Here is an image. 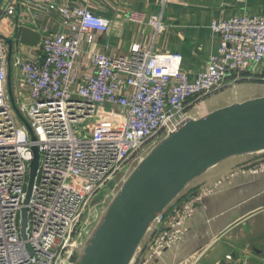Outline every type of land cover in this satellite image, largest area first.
<instances>
[{"label":"built area","instance_id":"obj_1","mask_svg":"<svg viewBox=\"0 0 264 264\" xmlns=\"http://www.w3.org/2000/svg\"><path fill=\"white\" fill-rule=\"evenodd\" d=\"M61 1V2H60ZM5 0L0 8V264H73L85 244L92 207L117 180L169 133L196 116L197 106L225 87L264 82V16L213 21L218 50L195 77L182 71V56L134 45L128 55L94 51L111 20L71 0ZM166 0H163L165 4ZM27 10L60 19L41 44L13 60L23 91L14 98L37 138L32 142L8 92L9 21ZM128 20L163 32L161 16ZM230 81V82H229ZM77 129V130H75ZM39 170L28 205L27 240L21 237L32 148ZM133 168V169H132ZM264 174V152L236 171ZM216 185H191L185 199L157 217L131 264H156L182 241L198 203ZM198 189V190H197ZM203 189L208 190L203 193ZM197 192V193H195ZM86 221V222H85ZM29 248L32 250L30 253ZM227 256L221 264H233ZM247 264V263H242Z\"/></svg>","mask_w":264,"mask_h":264},{"label":"crops","instance_id":"obj_2","mask_svg":"<svg viewBox=\"0 0 264 264\" xmlns=\"http://www.w3.org/2000/svg\"><path fill=\"white\" fill-rule=\"evenodd\" d=\"M80 2L111 20L108 33L99 37L94 51L125 56L134 45H141L158 53L179 54L183 59L182 71L191 77L201 73L218 50L220 37L210 28L213 21L244 15L264 16V0H166L165 4L163 0ZM132 12L141 13L146 19L161 16L163 32L156 35L152 27L129 21ZM46 28L52 33L59 32L60 19L36 18L24 10L9 21L6 35L15 42L11 68L16 94L23 89L20 72L12 67L13 60L22 52L38 47ZM221 91L197 106L198 118L234 103L264 97V82L243 81ZM249 160L250 156L228 159L193 183L203 188L223 181L197 205L182 241L156 264H221L227 256L233 264H250V259L264 264V174L236 171Z\"/></svg>","mask_w":264,"mask_h":264},{"label":"water","instance_id":"obj_3","mask_svg":"<svg viewBox=\"0 0 264 264\" xmlns=\"http://www.w3.org/2000/svg\"><path fill=\"white\" fill-rule=\"evenodd\" d=\"M5 0H0V8ZM8 45V92L18 118L32 142L37 138L14 98L11 61L14 39ZM264 152V97L234 103L202 118H190L165 136L129 173L102 220L75 254L73 264H131L155 220L196 180L220 163ZM26 199L20 231L27 240L28 205L39 170L40 154L32 148ZM30 253L32 250L29 248Z\"/></svg>","mask_w":264,"mask_h":264},{"label":"rangeland","instance_id":"obj_4","mask_svg":"<svg viewBox=\"0 0 264 264\" xmlns=\"http://www.w3.org/2000/svg\"><path fill=\"white\" fill-rule=\"evenodd\" d=\"M252 82H255V79H251ZM248 81V82H251ZM240 83V82H239ZM227 87H225L224 89H226ZM224 89H222L224 91ZM222 92V91H221ZM77 130V129H75ZM133 169V168H132ZM129 171V170H128ZM126 171L125 175L121 176L118 180H117V184H118V188H114L113 191L111 192L110 190L107 191V194L103 196V198L97 202L95 204L94 207H92V209L89 211V216L87 217V224L84 225V234L83 237L81 239L82 243H86V241L88 240V238L93 234L94 230L96 229L97 225L100 223V221L103 218V215L106 211V209L108 208L110 202L114 199V197L116 196V194L118 193L120 187L122 186L123 182L126 180V178L128 177L129 173ZM196 187L199 188V185H195ZM210 186V185H208ZM207 187V186H204ZM208 189H210V187H207ZM198 190V189H197ZM208 190L203 189V193H207ZM191 191L187 192L186 194H184L179 200L178 202H180L181 200L185 199L186 197H188V195H190ZM197 193V192H195ZM211 193H207L205 195H208ZM176 202V203H178ZM199 204V203H198ZM196 211V209H195ZM195 214V213H194ZM86 222V221H85ZM264 227V224H262ZM261 227V226H260ZM78 253H80V251H78ZM80 257V255H78L77 259ZM245 258V257H244ZM250 264H261L260 262H258L256 259H250L249 260Z\"/></svg>","mask_w":264,"mask_h":264}]
</instances>
